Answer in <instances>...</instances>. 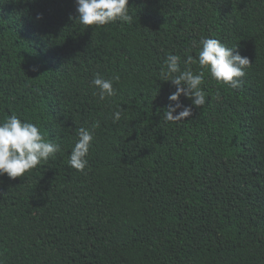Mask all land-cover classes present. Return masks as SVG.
Wrapping results in <instances>:
<instances>
[{
  "label": "trees",
  "instance_id": "1",
  "mask_svg": "<svg viewBox=\"0 0 264 264\" xmlns=\"http://www.w3.org/2000/svg\"><path fill=\"white\" fill-rule=\"evenodd\" d=\"M129 14L85 26L76 0H0V121L61 145L0 175V264H264V0H129ZM202 37L251 66L237 88L202 69L206 103L181 95L192 116L167 121L176 88L159 73L169 53L201 71ZM97 73L120 77L115 96L100 100ZM95 121L78 171L67 160Z\"/></svg>",
  "mask_w": 264,
  "mask_h": 264
},
{
  "label": "clouds",
  "instance_id": "2",
  "mask_svg": "<svg viewBox=\"0 0 264 264\" xmlns=\"http://www.w3.org/2000/svg\"><path fill=\"white\" fill-rule=\"evenodd\" d=\"M78 21L85 26L102 27L110 23L131 22L129 14V0H76ZM198 65L201 71L194 73L191 65L197 63V58L188 55L181 61L178 54L169 53L164 61L166 69H161L160 80H170L176 90L168 97L170 103L164 113L167 121H180L192 116L193 107L180 102L181 95L190 98L192 105L201 107L206 103L204 90L201 88L204 72L209 68L211 76L218 82L229 84L233 88L241 85L245 69L251 66V60L241 55L235 48H230L218 38L202 37L199 41ZM193 47H196L195 42ZM181 63L186 67L182 70ZM118 75L105 79L97 73L91 84L98 89L100 100L115 96ZM97 93H94L96 95ZM179 110V111H178ZM121 111L113 113V122L121 119ZM100 126L99 121L91 127H79L78 140L71 150L67 163L70 167L84 171L88 166V154L95 138V129ZM61 151V145L46 139L37 124L22 120L16 114L6 116L0 121V175L7 174L10 178L23 176L26 172L46 162L50 156Z\"/></svg>",
  "mask_w": 264,
  "mask_h": 264
}]
</instances>
